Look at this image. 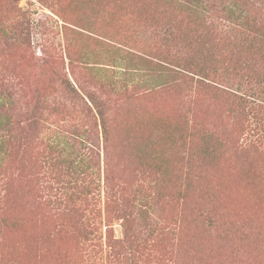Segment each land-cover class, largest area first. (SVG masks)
I'll use <instances>...</instances> for the list:
<instances>
[{"label": "rangeland", "instance_id": "rangeland-1", "mask_svg": "<svg viewBox=\"0 0 264 264\" xmlns=\"http://www.w3.org/2000/svg\"><path fill=\"white\" fill-rule=\"evenodd\" d=\"M194 8L193 0H0V67L30 88L60 87L65 78L76 88L79 80L114 101L111 140L128 144L113 155V174L130 197L142 181L143 194L153 189L162 232L155 241L139 240V254L124 251L117 220L106 239L99 130L96 146L97 130L83 136L80 123L67 120L59 128L47 120L43 135L73 136L76 160L71 169L50 166L36 159L41 147L30 177L16 139L17 110L4 93L0 130L10 137L0 163V183L8 184L0 203V264H264V148L239 145L253 113L236 97L184 81L166 65L183 45L196 47ZM101 40L120 47L115 62L103 57L108 49ZM199 56L184 57L195 63ZM247 94L264 101L258 90ZM87 148L94 149L89 163ZM55 173L69 196L85 193L89 177L97 184L100 237L71 234L43 203L42 188L56 187Z\"/></svg>", "mask_w": 264, "mask_h": 264}, {"label": "trees", "instance_id": "trees-1", "mask_svg": "<svg viewBox=\"0 0 264 264\" xmlns=\"http://www.w3.org/2000/svg\"><path fill=\"white\" fill-rule=\"evenodd\" d=\"M193 1L197 7L194 8L195 10L193 9V12L196 14L194 15L196 17L195 26L199 33H197L198 37L194 42L196 47L183 45L181 51H185L187 48V52L185 51L183 54L181 51H174L176 60L166 65L171 67V72L184 81H193L212 87L242 101L253 113L255 121L246 125L239 145L244 148L254 146H258V149L264 148V103H262L264 101L258 99L256 103L254 98L247 94L250 91L257 92L258 90L259 98L264 95V0ZM243 1L247 3H243ZM256 11H258V16L255 15ZM16 13L18 12L16 11ZM190 16L192 15L190 14ZM107 37L102 36L111 42H116L113 41L114 36ZM100 42L103 48L108 49V55H103V57L109 58L108 63L115 62L120 47L104 40ZM178 50L180 49L178 48ZM194 51L200 53L201 56L195 63L184 57L188 54L191 55ZM116 53L118 54L115 55ZM125 53L131 55L129 51H125ZM8 73L10 72H5L0 67V102L2 101L1 96L5 93V97L11 99L10 103L13 109L17 110L18 133L16 139L25 164L29 167L35 157L33 155H36L42 147L43 153L36 158L37 160L40 159L49 165L59 162L66 165L67 169L74 166L76 157H74L75 152L73 142H71L74 140L73 136L68 138L64 133L62 136L56 133L53 137L51 136V140L50 138L46 139L43 135V127L47 120H51L52 125H60L59 128L63 127L67 120L68 123L70 121H75L76 124L80 123L83 128V136L89 134L93 137L94 132L92 131L96 132L97 130L96 146L99 145V130L104 152L106 239H109L113 233L110 223L117 220L120 222L123 234L120 243L128 245L124 251L139 254L137 242L144 236H149L151 241L157 240L161 230L159 222L156 220L159 218V214L156 209L157 198H154L153 189L147 187L151 193L143 194L141 189L144 188V181H142L136 184L134 191L137 192V195L130 197L126 193L125 183L113 174V155L117 159V155L120 156V151L124 150L128 144L122 139L114 144L111 140L114 130V101L99 95L97 89L87 90L79 80H77L76 88L66 78L57 84L60 87L55 85L48 87L44 84L30 88L22 78ZM257 73L258 75H256ZM255 77H258V84L251 83ZM113 84L112 82L111 85ZM229 86L231 89L236 86V91L239 93L229 89ZM240 91L247 93L244 92L241 95ZM150 94L148 95L152 96L155 92ZM72 125L69 124L70 127ZM9 137L8 133L0 130V163L3 161L1 154L4 155V143ZM76 143L77 141L74 140V144ZM86 152L87 155L83 157V160L89 163L92 159L89 160L88 157L93 154L94 149L87 148ZM29 170L30 167L28 175L32 177V172ZM45 178L43 177L41 180ZM52 180L56 181V187L51 185L43 187L41 199L44 204L51 205L50 207L55 209V215L61 220L62 228L75 236H88L92 239L100 237L102 223L97 206L98 196L94 191L97 184H94L92 177H89V181L84 185L86 192L80 196H69L64 193L66 186H58L60 185L58 173L54 174ZM43 182L50 184L45 180ZM7 187L8 184L0 183V203L4 202ZM71 187L70 189H75L76 183H72ZM90 188L93 191H90ZM148 247L152 251L154 246L149 244ZM119 254L122 256L121 253Z\"/></svg>", "mask_w": 264, "mask_h": 264}]
</instances>
